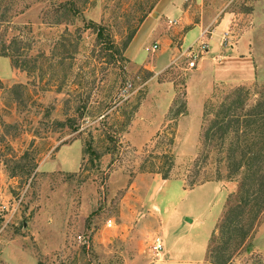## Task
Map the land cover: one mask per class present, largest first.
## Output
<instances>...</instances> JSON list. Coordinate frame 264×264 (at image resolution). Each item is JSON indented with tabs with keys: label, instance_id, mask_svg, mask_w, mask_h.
Masks as SVG:
<instances>
[{
	"label": "rangeland",
	"instance_id": "374dc122",
	"mask_svg": "<svg viewBox=\"0 0 264 264\" xmlns=\"http://www.w3.org/2000/svg\"><path fill=\"white\" fill-rule=\"evenodd\" d=\"M163 3L0 0V49L12 54L0 55V264H159L157 234L183 261L264 264V205H239L241 177L210 180L222 192L189 185L211 168L194 175L208 118L229 96L250 109L264 89V0H183L160 16L143 63L131 61L126 48ZM225 16L223 46L247 30L256 37L257 64L238 76L212 58L204 67L201 39L182 42ZM183 103L187 113L172 119Z\"/></svg>",
	"mask_w": 264,
	"mask_h": 264
},
{
	"label": "trees",
	"instance_id": "16d2710c",
	"mask_svg": "<svg viewBox=\"0 0 264 264\" xmlns=\"http://www.w3.org/2000/svg\"><path fill=\"white\" fill-rule=\"evenodd\" d=\"M0 55L12 57L5 43L0 49ZM242 89L244 88L240 87L237 93ZM243 103V99L229 96L220 103L213 115L210 111L205 112V116H212L208 118L202 130V148L194 163V175H199L201 167L206 164L211 168L207 170L205 177H195L189 185L193 187L210 180H232L234 176H240L242 200L239 205L243 202L248 204L249 201L264 205V89L250 109H246ZM240 104L243 105L239 106ZM186 113L187 104L183 103L174 112L172 119ZM235 211L232 207L227 216L223 217L221 227L225 228V231L233 226L232 213ZM208 252L210 254L212 250L208 249ZM225 263L223 259L217 262Z\"/></svg>",
	"mask_w": 264,
	"mask_h": 264
},
{
	"label": "crops",
	"instance_id": "0c3cea01",
	"mask_svg": "<svg viewBox=\"0 0 264 264\" xmlns=\"http://www.w3.org/2000/svg\"><path fill=\"white\" fill-rule=\"evenodd\" d=\"M164 1L163 6H165V8H163V10L157 12L156 16L155 15H151L149 17H146L145 20L142 22V24L140 25V27L138 28L136 34L134 35L133 39L131 40V42L129 43L128 47L125 50V54L126 56L134 62H138V63H143L144 59H145V45L147 44V42L149 40H151V38L155 37L156 33H157V28H158V23L160 16L162 17H166V16H171L174 14V12H178L180 10L179 8V4L180 2H182L183 0H177V3L173 2L172 0H161ZM171 1V2H170ZM188 12L189 9L184 11V16L183 18H185L186 21V17H188ZM230 20V18L227 16L224 17V19L220 20L214 27V29H210L211 33H209L206 36H202L201 32L204 28H206L207 26H203L204 24L202 23H197L196 25H193V28L188 30L187 32H185L182 35V42L183 45L188 47V46H193L196 43H199V40L201 39V41H205L208 43V50L206 51L205 55L207 57V59H204L203 61V66L204 67H211L210 64V58H212L215 62H217L218 64H214L216 66V68H220V70L222 69L225 72H230V74L232 73V76H234V74L236 76H238V70L236 67L242 68L247 64H244V62H247L248 64H253L249 65V67H255L256 66V61H257V55L256 53V49H257V44H256V37L253 40V35L251 36L249 31H245V33L241 34L240 36H236L235 40L232 39L231 43H229V45L223 46V37L225 36L226 29L228 27V21ZM178 32V30H175L172 32L171 35H174ZM160 36H164L161 35ZM173 39V37L171 36V38H167L164 40H170ZM159 41V40H156ZM215 50V56L214 57H210L208 55L211 54V50ZM251 58H253V60H251ZM162 59V58H161ZM160 59V60H161ZM164 62L166 60V58H163ZM251 60V61H250ZM249 61V62H248ZM247 68H249L248 66H246ZM215 68V69H216ZM233 68L235 71L232 72ZM256 71V69H255ZM254 76V75H253ZM254 78V77H253ZM235 82H237L235 80ZM240 82V81H238ZM174 97V94L171 93V95L166 96V106L170 107L171 105V101ZM166 181V180H164ZM220 182L217 181H207L205 183L196 185V186H200V185H213L214 189L216 192H222L223 190L220 187ZM161 184H158L155 187V190L153 192V194L150 196L151 199H153L154 195H156V193L159 191V189L161 188ZM228 195L227 191H224V200L226 199ZM153 201V200H152ZM152 209H150L149 214L151 215H157V213L161 212L160 207L156 204V203H152ZM169 208L166 206L165 207V211H167ZM221 216V214H220ZM219 216V217H220ZM195 218L193 219H189L190 223H194ZM218 221V220H217ZM217 224V223H216ZM164 255H163V259L159 260V264H205V262L207 261V254L200 259L198 262L195 261H183L180 256L178 254V251L175 250V247L173 244H169V242L167 240H164ZM209 249V246H208ZM208 251V250H207Z\"/></svg>",
	"mask_w": 264,
	"mask_h": 264
},
{
	"label": "built area",
	"instance_id": "2783aa9c",
	"mask_svg": "<svg viewBox=\"0 0 264 264\" xmlns=\"http://www.w3.org/2000/svg\"><path fill=\"white\" fill-rule=\"evenodd\" d=\"M170 23H176V20H170ZM209 33H211L210 29L208 27L204 28L201 32V35L202 36H206L208 35ZM227 34H225V36L223 37V44L226 43L225 39H228ZM200 43H202L203 45H205V47L207 48L208 47V44L205 42V41H201ZM158 47L157 43L154 44V48ZM193 58L195 60H192L190 62V66H195L196 64V58L198 57L197 54H195V52L193 51ZM114 225V222L112 219H108L107 222H106V227L108 228H111L113 227ZM81 238V236H79ZM164 241H163V238L157 234L154 238V241L152 243V246H151V249L153 251V253L158 257V258H162L163 255H164Z\"/></svg>",
	"mask_w": 264,
	"mask_h": 264
}]
</instances>
